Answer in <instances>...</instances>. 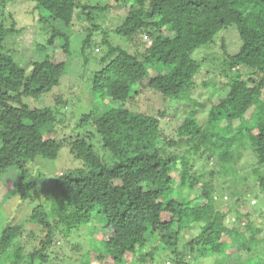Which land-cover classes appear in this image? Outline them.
<instances>
[{
	"label": "trees",
	"instance_id": "1",
	"mask_svg": "<svg viewBox=\"0 0 264 264\" xmlns=\"http://www.w3.org/2000/svg\"><path fill=\"white\" fill-rule=\"evenodd\" d=\"M6 1L0 0V175L10 168L18 173L16 191L10 193L18 204L33 200L36 181L44 176L30 163L37 157L55 159L62 148L57 133L66 125L59 116L62 98L58 96L54 106L38 102L59 85L71 54L70 37L79 31L85 34L81 52L94 45L97 57L84 53L83 64L91 59L97 63L91 89L106 105L98 112L80 114L72 133L62 135L70 155L83 167L59 172L48 186L49 197H37L29 219L44 238L20 254V264L48 262L54 230L63 242L75 234L82 236L79 231L86 227L99 232L105 252L97 255L94 241L90 250L73 245L82 256L89 251L99 258L110 254L112 264H149L156 253L168 251L173 264H188L176 259V249L183 229L195 225L199 232L188 241L190 252L215 257L225 251V238L234 234V245L246 254L236 264H264V248L254 250L259 245L257 226L250 222L226 226L232 211L241 221L240 198L233 206L220 207L221 192L213 185V177L230 171L228 161L248 153L254 156L248 170L264 193V0H102L104 4L29 0L44 25L45 41L35 44L42 54L28 67L7 49L8 39L22 28L11 15L9 24L2 22ZM106 12L111 21L107 29L95 23L96 14ZM55 23L63 24L65 32ZM230 26L240 41L232 53L220 36ZM57 44L65 54L62 61L53 57ZM202 48H218L223 69L202 81L212 103L200 123L197 113L205 104L189 93L201 67L193 54ZM149 93L160 95L164 108L181 99L196 106L187 111L174 137H162L164 109L153 114L135 104L136 97ZM90 139L107 151L110 162L97 155ZM181 143L187 147L179 152ZM171 146L176 147L169 150ZM191 155L214 158L220 168L207 175L192 174ZM248 215L245 212L243 219L247 221ZM21 232L19 224L1 230L0 259L19 264L10 248Z\"/></svg>",
	"mask_w": 264,
	"mask_h": 264
},
{
	"label": "rangeland",
	"instance_id": "2",
	"mask_svg": "<svg viewBox=\"0 0 264 264\" xmlns=\"http://www.w3.org/2000/svg\"><path fill=\"white\" fill-rule=\"evenodd\" d=\"M109 1V0H108ZM107 1V2H108ZM82 2H87L88 4H104L102 0H82ZM33 3L29 0H7L4 7L2 8L3 15L1 20L5 24H9L11 21L10 15L15 19L18 27L22 28V31L8 39L7 49L14 54V58L23 66L28 67V64L35 60L42 53L40 49L36 47L35 44L42 43L45 41L43 36L44 29L43 23L39 21V13L33 8ZM95 23L103 28H108L111 24L109 20V13L106 12L104 15L96 14ZM79 23V21H76ZM80 24V23H79ZM89 25L92 23L89 22ZM94 24V22H93ZM55 26L61 32H65V26L63 24L55 23ZM236 28L230 26L227 29H223L220 32V36L224 37L226 46L229 52H235L238 44L240 43L239 37L236 34ZM95 36L99 37V33L96 32ZM85 37L84 32L79 31L75 35L70 37L69 50L71 52L69 58L66 62L65 72L63 73L59 85L55 86L51 91L42 95L39 98V105L54 106L56 103V98L59 96L62 98L64 104L61 105L59 109V116H63L65 130L59 128L58 142L62 146L58 156L55 159L47 158H35L30 166L40 172L44 173V176L37 179V184L34 186V191L32 192L33 200L19 201L16 200V196L10 195L16 191V182L18 180V173L14 168L6 170L0 175V232L1 230L10 224H19L23 229L19 235V238L15 239L11 248L10 254L14 257L19 264L22 261L20 254L26 253L36 245H39L40 241L44 238V233L40 232L39 227H37L29 219L30 210L33 204L39 202L40 200H46L49 197L51 191H49V185L52 183V178L57 176L59 172L66 171L71 166L73 167H83L80 159L75 158L70 155V151L67 147V139H63L62 135L68 136L72 133L74 129V121L76 118L87 111H100L105 108V103L96 97L92 93L91 89V79L92 74L97 67V63L93 62L91 59L89 64L84 63L83 54L86 53L87 56L95 58L97 55L94 53V45L88 47L84 52H81L82 40ZM124 42L123 44H125ZM140 44H138L139 46ZM220 45V42L217 46ZM216 46V47H217ZM219 51V49H216ZM213 49L202 48L198 53L193 54V56L200 62V71L196 75L195 85L191 89L189 96L196 99L198 102L205 104V107L198 110L197 117L203 121L204 113H206L208 106L212 103V99L206 94V90L202 85L204 77L210 75L212 72L221 73L222 66V54ZM53 57L58 61H62L65 58V54L62 50L60 44H57L53 49ZM264 98V91H263ZM162 98L155 96L153 94L140 95L135 98L134 102L139 107L155 113L158 109H164L165 114L161 117V130L163 131L162 137L172 138L176 134L177 126L182 122L187 111L195 108L192 102L186 99H181L177 101H172L167 104L166 108L162 107ZM31 106H38L35 103H31ZM161 106V107H160ZM68 124V126H67ZM62 130V131H61ZM88 136H86L87 138ZM176 139V138H175ZM183 139L176 140L177 142ZM90 143L94 146V149L100 158L108 163L110 162L109 155L106 150L99 147V143L96 139H90ZM176 146H171L168 149L172 150ZM187 145L182 144L177 147L178 151L181 152L182 149L186 148ZM189 162L191 163L190 171L192 174L207 175L211 170L219 169L220 166L216 164L214 158L206 159L205 157H198L197 155L189 156ZM254 163V156L248 153H244L240 156L238 160H230L225 165L230 171L224 175L220 174L213 177V185L216 186L217 190L221 192V196L218 198L220 202V207L233 206L236 197L240 198L239 208L240 213L238 216L241 218L239 222L236 217V213L232 211L225 219L226 226L232 228L236 224H245L246 222L253 223L258 228L257 239L258 246L254 249L256 252H260L264 248V193L260 190L257 184H254L255 179L250 175L249 167ZM171 176L177 180V172H171ZM221 184L222 186H219ZM226 187H229L227 189ZM9 195V198L5 201L3 200ZM197 202V200L195 201ZM18 204V205H16ZM245 212H248L247 221L244 220L243 216ZM242 213V214H241ZM168 216H163L167 218ZM58 231V229L56 230ZM53 231L51 239H54V244L48 247L47 252L50 259L44 264H112L110 260V254L105 258H99L97 255L99 253H104V249L100 244V234L97 230L88 231V228H84L79 232L83 231L82 236L75 234L71 237H65V241L59 238L61 233ZM199 232V227L195 225L191 228H184L182 231V236L176 249V259L181 257L183 260H187L188 264H236L240 260H244L246 257L245 250L240 251L236 247L233 241L236 239L235 235L227 236L225 238L226 249L224 252L217 254L215 257L199 256L193 249L190 252L188 241L197 237ZM79 236V237H77ZM94 241L93 249L96 250L97 257L93 255L95 253L88 254L84 253L85 256L78 254L74 249L73 245H82L81 250H90L89 243ZM198 247V246H196ZM195 247V249H196ZM82 250V251H83ZM9 253V252H8ZM107 254V253H105ZM196 254V255H195ZM198 255V256H197ZM105 256V255H104ZM4 257L0 259V264H9L8 260H4ZM172 257L169 256L168 251H160L154 255L153 259L150 260L149 264H173ZM174 258V257H173ZM11 259V257L9 258ZM107 259V260H105ZM24 260V259H23ZM127 262L132 260V256L128 254L126 256ZM175 260V259H174ZM243 262V261H242ZM35 264H40L36 262ZM128 264V263H127Z\"/></svg>",
	"mask_w": 264,
	"mask_h": 264
}]
</instances>
